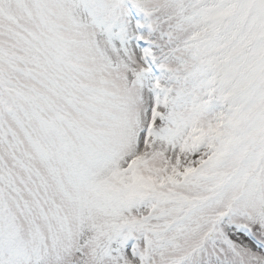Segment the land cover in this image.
I'll list each match as a JSON object with an SVG mask.
<instances>
[{"label": "snow or ice", "instance_id": "1", "mask_svg": "<svg viewBox=\"0 0 264 264\" xmlns=\"http://www.w3.org/2000/svg\"><path fill=\"white\" fill-rule=\"evenodd\" d=\"M0 264H264V0H0Z\"/></svg>", "mask_w": 264, "mask_h": 264}]
</instances>
